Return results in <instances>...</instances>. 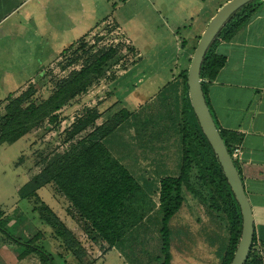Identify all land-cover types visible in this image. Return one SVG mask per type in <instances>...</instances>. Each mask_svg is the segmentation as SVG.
Instances as JSON below:
<instances>
[{
  "label": "rangeland",
  "instance_id": "374dc122",
  "mask_svg": "<svg viewBox=\"0 0 264 264\" xmlns=\"http://www.w3.org/2000/svg\"><path fill=\"white\" fill-rule=\"evenodd\" d=\"M228 1L97 0L99 14H96V19L93 18V26L58 52L50 51L48 66L42 68L36 78L40 58L33 62H18L17 67L11 68L13 74L10 75V80L1 86V93L6 97L0 101L4 103L7 97L22 88L34 75L35 79L27 83L23 91L19 90L16 97L33 87L34 93L30 96L29 103L38 105L52 95L59 81L71 72L80 70L93 55L116 50L114 57L102 68L104 76L93 79L92 85L84 93L78 94L54 112L56 119L53 122L45 118L40 127L31 129L17 142L0 146V222L5 221L8 225L19 216V219L31 224L24 232L21 231L22 225L20 229L18 226L7 228L13 237L23 236L24 240L32 241L34 246L50 254L52 264H67L58 256V240L49 224H46V229L50 233L45 231L43 236L35 235L36 237L34 234L36 229L41 228L38 220L44 223L43 219L53 221L54 216L59 219L56 213L68 201L52 183L44 185L26 198H21L19 191L42 172L46 161L55 152L67 147V133L72 124L87 111L98 112L99 118L95 123L97 127L113 123L122 110L142 120L148 117L152 119L147 128L141 130L139 125L136 132L129 117L115 127L105 146L140 184H152L151 198L155 205L158 203L159 180L164 177L177 178L183 154L191 151V145L184 143L183 133L179 132L182 119L176 110L175 100L171 97L174 96L173 88L176 87L179 97L182 83L180 73L188 70L195 48L209 21ZM68 3L72 1L69 0ZM84 4L88 8L90 1L87 0ZM72 10V17H76L78 9L73 6ZM85 14L81 13L83 23L88 20V9H85ZM66 25H71L68 20ZM41 54L39 50L37 56ZM159 114L165 117L159 119ZM189 157L191 165L182 185L185 203L202 208L201 215L223 229L225 217L217 211L220 203L215 191L201 169L196 154L190 153ZM47 208L50 212L45 211ZM67 213L72 215L73 211ZM195 213L198 215L197 211ZM160 220L156 205L152 217L135 229L133 236L125 239L122 252L130 264H163ZM59 221L63 224L60 219ZM53 223L55 224L54 221ZM85 224L87 223L78 225L82 234L76 231L79 235L75 248L81 254V258L77 260H82V264H90L93 260V247L99 243L92 240L94 234ZM1 239L8 240L0 234ZM18 239L23 241L22 238ZM185 239L192 256L197 259L202 253L201 243L193 237L186 236ZM102 248L105 249V246ZM116 252L113 250L109 256L117 259ZM108 262L110 263V259ZM28 264L45 262L33 254V257H29ZM97 264L103 262L99 261Z\"/></svg>",
  "mask_w": 264,
  "mask_h": 264
},
{
  "label": "trees",
  "instance_id": "16d2710c",
  "mask_svg": "<svg viewBox=\"0 0 264 264\" xmlns=\"http://www.w3.org/2000/svg\"><path fill=\"white\" fill-rule=\"evenodd\" d=\"M256 8L257 0L233 14L205 55L200 78L208 107L204 80H213L225 63L223 58L215 54L216 46L220 42L231 40L235 33L250 20ZM115 53L116 50L112 49L93 55L80 70L71 72L59 81L52 95L38 105L34 102L29 103L30 96L34 93L33 87L19 97L5 100V113L0 120V146L17 142L31 129L40 127L45 118L53 122L56 119L54 112L78 94L84 93L92 85L93 79L104 76L102 68ZM180 77L182 83L179 97L176 87L173 88L174 96L171 97L175 100L178 114H181L179 132L183 133L184 143L191 145V151L183 154L180 175L177 178L164 177L159 180L157 194L158 211L161 216L159 235L162 245L161 253L164 256L163 264L170 262L171 233L168 223L185 200L182 185L188 167L191 165L190 153L196 154L198 163L219 200L220 206L217 211L225 217L224 229L228 234V244L224 249L221 264H229L240 236V210L194 116L186 85L187 69L180 73ZM129 117L136 132L139 125L142 130L152 123L150 117L142 120L126 110H122L113 123L100 127L95 124L99 118L97 111H87L85 115L77 118L67 133V147L55 152L46 161L42 172L19 191L20 197L32 196L44 185L54 184L57 191L87 223L88 229L94 234L92 240L105 242L109 248L117 247L122 251L125 239L133 236V231L141 227L144 221L149 220L156 209L155 202L151 198L152 184L149 186L140 184L105 146L108 136L113 133L115 127ZM164 117L163 114H159L158 118ZM216 127L231 154L232 147L239 144V138L233 133L221 130L217 124ZM234 163L236 165V162ZM46 210L50 212L48 208ZM43 220L45 224L52 227L56 239L63 244V247L76 259H80V251L75 248L78 240L73 233L61 224L56 216L53 218L55 224L49 219ZM6 229L7 223L0 222V234L6 239L24 248L25 252L42 258L45 264H52L53 258L45 250L34 246L32 241H22L13 237ZM254 244L253 239L252 245ZM245 264H264V260L251 248Z\"/></svg>",
  "mask_w": 264,
  "mask_h": 264
},
{
  "label": "crops",
  "instance_id": "0c3cea01",
  "mask_svg": "<svg viewBox=\"0 0 264 264\" xmlns=\"http://www.w3.org/2000/svg\"><path fill=\"white\" fill-rule=\"evenodd\" d=\"M70 1L72 3H68L69 0H0V100L6 97L1 93V86H4L2 83L10 80L9 77L13 74L11 68L17 67L18 62H33L40 58L36 78L37 73L48 66L50 51L58 52L93 26V18L96 19V14H99L97 0H89L88 8L84 4L87 0ZM73 6L78 9L76 17L71 15ZM85 9H88V20L83 23L81 13L86 15ZM66 20L71 25L65 26ZM39 50L42 54L38 57ZM215 54L223 58L225 63L213 80H204L206 97L218 127L239 138L241 156L236 166L251 205L254 242L264 248V0H257L254 14L231 40L217 44ZM35 78L33 75L25 85ZM24 86L6 99L16 97L19 90L23 91ZM5 104L0 101V119L5 113ZM185 202L184 200L179 211L168 223L171 233L169 264H221L228 244L227 232L216 226L211 219L206 220L201 215L202 208ZM59 210L58 213L55 212L56 215L78 239V225L86 222L69 202ZM66 210L73 211V214L69 215ZM18 217L10 221L7 228L18 226L20 229L22 225L21 231L24 232L31 224ZM38 222L41 228L35 230L34 236H43L49 230L46 229V224L40 220ZM186 236L201 243L202 253L197 259L188 249ZM16 238L26 241L23 236ZM9 242L11 241L0 240V264H28V259L33 254ZM98 243L91 252L93 260L90 264H97L99 261L103 264H113L115 261V264H130L117 247L109 248L105 242ZM104 246L105 249L102 248ZM57 247L58 256L67 264L84 263L67 251L60 241ZM113 250L117 251V259L109 256Z\"/></svg>",
  "mask_w": 264,
  "mask_h": 264
},
{
  "label": "water",
  "instance_id": "95a60500",
  "mask_svg": "<svg viewBox=\"0 0 264 264\" xmlns=\"http://www.w3.org/2000/svg\"><path fill=\"white\" fill-rule=\"evenodd\" d=\"M256 0H229L216 12L200 37L187 70L188 98L198 125L206 138L241 215L238 243L229 264H245L253 242L252 210L239 171L220 136L203 93L200 70L205 55L230 17Z\"/></svg>",
  "mask_w": 264,
  "mask_h": 264
},
{
  "label": "built area",
  "instance_id": "2783aa9c",
  "mask_svg": "<svg viewBox=\"0 0 264 264\" xmlns=\"http://www.w3.org/2000/svg\"><path fill=\"white\" fill-rule=\"evenodd\" d=\"M230 156L234 162H237L240 159V156H241L240 145L237 144L234 147H232ZM251 248L253 249V251L256 254H258L264 260V248L262 246H260L258 244H254V245H252Z\"/></svg>",
  "mask_w": 264,
  "mask_h": 264
}]
</instances>
